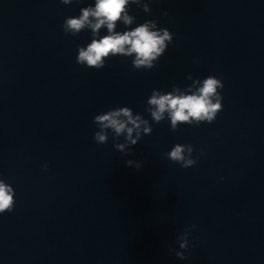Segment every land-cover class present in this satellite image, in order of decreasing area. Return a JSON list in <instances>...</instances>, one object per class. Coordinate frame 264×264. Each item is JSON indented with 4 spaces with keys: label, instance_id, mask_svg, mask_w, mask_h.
<instances>
[{
    "label": "water",
    "instance_id": "95a60500",
    "mask_svg": "<svg viewBox=\"0 0 264 264\" xmlns=\"http://www.w3.org/2000/svg\"><path fill=\"white\" fill-rule=\"evenodd\" d=\"M90 5L0 0V179L15 192L0 215V264H264V0L132 4L128 30L154 20L174 34L151 69L134 56L77 63L91 30L62 25ZM209 75L224 84L213 123L172 131L167 114L152 120L153 90L194 91ZM117 107L152 129L127 156L114 147L123 135L94 140V116ZM177 143L194 146V166L167 158Z\"/></svg>",
    "mask_w": 264,
    "mask_h": 264
},
{
    "label": "clouds",
    "instance_id": "9594fccd",
    "mask_svg": "<svg viewBox=\"0 0 264 264\" xmlns=\"http://www.w3.org/2000/svg\"><path fill=\"white\" fill-rule=\"evenodd\" d=\"M69 5L73 0H60ZM132 4L140 5L141 0H94V6L90 5L80 9L79 16L65 18L62 28L64 33L73 36L84 30H91L92 39L86 47L78 46L76 61L88 68L102 69L106 59L120 55L133 57L132 64L136 69H151L172 43L174 34L167 28H157V22L147 20L137 27L128 30L134 17L129 14ZM145 12H150L147 4L143 5ZM167 13H165L166 15ZM118 23H123L127 30L117 31ZM102 29L107 34L101 36ZM191 79V76H189ZM194 85H198L193 91L189 87L181 91L173 85L172 91L162 93L153 90L147 100L146 111L157 124L165 119V114L171 122V130H178L181 124L199 126L203 123H213L218 114L223 110L221 89L224 84L222 79L215 75H209L203 80L195 79ZM93 122L100 129L95 132L94 140L98 144H106L108 136L106 130H112L116 137L124 136V143H116L114 147L123 155L131 152L130 146L135 145L141 139L143 133L150 134L152 129L147 119L141 115H133L129 107H117L103 114L94 116ZM131 125V126H129ZM135 132V138L133 133ZM192 144H175L166 154L167 158L183 168H189L197 163L192 154ZM203 154V150H201ZM141 161L127 160L130 167L139 169ZM47 169V165H44ZM15 192L13 187L0 179V215L11 213L15 207ZM192 227H195L193 225ZM187 231V230H185ZM181 249H187L186 238H178ZM179 259H186L184 252L177 251Z\"/></svg>",
    "mask_w": 264,
    "mask_h": 264
}]
</instances>
